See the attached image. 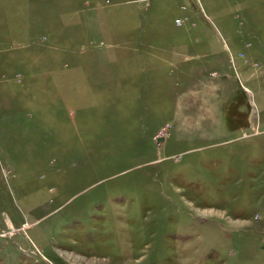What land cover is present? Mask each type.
<instances>
[{"label":"rangeland","instance_id":"374dc122","mask_svg":"<svg viewBox=\"0 0 264 264\" xmlns=\"http://www.w3.org/2000/svg\"><path fill=\"white\" fill-rule=\"evenodd\" d=\"M0 264H264V0H0Z\"/></svg>","mask_w":264,"mask_h":264}]
</instances>
